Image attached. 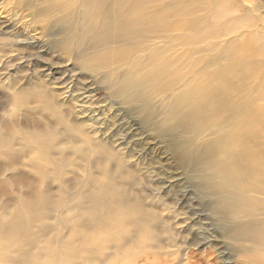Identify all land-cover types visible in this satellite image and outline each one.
<instances>
[{
	"label": "bare ground",
	"instance_id": "6f19581e",
	"mask_svg": "<svg viewBox=\"0 0 264 264\" xmlns=\"http://www.w3.org/2000/svg\"><path fill=\"white\" fill-rule=\"evenodd\" d=\"M67 3L57 46L79 65L84 81L76 90L68 77L51 74L49 86L56 91L33 87L17 94L23 103L35 97L37 107L55 120L42 131L21 132L40 179L29 183L12 209L0 212V264H117L135 258L143 263L154 258L157 264H264L263 6L247 4L250 0ZM45 46L23 40L39 56ZM98 75L109 103L94 98L99 85L92 77ZM178 85L191 98L193 123L187 128L211 120L215 134L173 150L177 125L165 118L169 128L161 126L163 134L154 137L167 139L165 162L142 170L162 193L151 196L135 187L136 174L123 155L140 164L159 149L135 145L138 131L155 133L160 123L152 115L143 122L130 117L125 108L141 111L150 89L173 93ZM176 118L174 110L171 119ZM60 138L90 144L84 157L100 175L90 162L83 175L75 169L70 178L60 174L69 161ZM11 144L0 139V148ZM111 164L116 167L108 168ZM51 168L58 172L53 179ZM176 186L181 189L174 193Z\"/></svg>",
	"mask_w": 264,
	"mask_h": 264
},
{
	"label": "rangeland",
	"instance_id": "374dc122",
	"mask_svg": "<svg viewBox=\"0 0 264 264\" xmlns=\"http://www.w3.org/2000/svg\"><path fill=\"white\" fill-rule=\"evenodd\" d=\"M68 0H0V139L12 140L11 147L3 146L0 148V212L4 213V206L7 210L12 209L16 204L17 197L23 196L30 182H39V175L33 170L31 160L32 154L27 153L25 150V141L22 140L21 132L23 130H37L42 131L46 129L51 122L50 115L42 108L37 107L38 101L35 97L27 99L28 101L20 102L17 99V94L21 90H28L33 87H39L49 91H56L54 86L50 84L51 74L53 77H68L72 81L76 90L80 87V82L84 81L83 72L79 69V65L74 60L59 50L57 42L60 41V36L56 31H62L66 25V16H68ZM259 3L263 6L262 12L264 13V0H250V3ZM45 20V21H43ZM61 21V22H59ZM16 24L17 28L12 25ZM9 28V29H8ZM7 40H4V39ZM41 40L46 44L47 52L39 56L37 48L23 47L24 39ZM33 45V44H32ZM25 46V45H24ZM36 52V53H35ZM38 52V53H37ZM264 52V50H263ZM70 60V61H69ZM43 65V66H42ZM52 70V72H51ZM51 72V73H50ZM48 74H50L48 76ZM80 74V75H79ZM98 81V90L93 92L94 98L97 102L109 103L110 96L109 90L106 88L104 82L99 81L100 75L92 77ZM51 80V81H50ZM88 80H91L88 78ZM44 83V85H43ZM50 88H49V87ZM100 87V89H99ZM151 88H154L151 86ZM151 95L150 101L143 104L142 110H133L131 106L125 108L127 115L134 118H139L142 122L148 115L154 118L151 120H158L159 125L153 126L156 130L155 133L146 134L145 132L138 131L139 137L136 141V148L152 147L154 144L159 145V149H152L140 164L130 159L127 156L123 157L128 162L126 167L135 172V187L142 189L144 192L151 196H162L161 191L154 189L150 185L149 178L145 176L142 170L148 166L149 163L155 161H163L165 148L162 144H168L164 141L166 138H154L158 135L160 127L163 126L167 129L170 126L177 125V128L172 133L174 141L177 146L184 144H201L204 139L212 138L215 134V126L206 122L204 125L189 129L193 118L188 114V103L191 98L181 95L183 92L178 85L173 93L169 92H156L149 90ZM185 98V100L182 99ZM178 104L177 108H173L172 102ZM176 110L177 118L172 120V113ZM210 112L208 114H211ZM186 115V118H184ZM71 115H67L69 118ZM71 118V117H70ZM169 120V125L163 122L164 119ZM184 118L181 125L177 124V120ZM72 117L71 120H74ZM162 119V121H161ZM203 131V134H199ZM161 132V131H160ZM148 133V132H147ZM142 134V136L140 135ZM163 134V132H161ZM100 137V136H98ZM162 140L164 142H162ZM167 140V139H166ZM67 139L60 138L59 145H62L66 154L69 156L67 166L60 174H66L68 178L72 177L71 170L75 169L77 174H85V169L90 168L89 162L93 166V171L100 175V170L94 164L84 157L85 153H91L90 144H66ZM173 142V141H172ZM58 145V144H57ZM111 148V144H105ZM134 145V144H133ZM9 153H16L17 157L10 160ZM60 157L61 155L56 154ZM178 157V156H177ZM140 161V160H139ZM104 163L108 162L103 160ZM176 162V161H175ZM81 168L77 170V168ZM115 168V164H111L108 168ZM167 167L173 168L168 165ZM174 169V168H173ZM52 179L56 176L57 171L52 169ZM59 175V174H58ZM155 184L156 180L149 176ZM150 180V181H151ZM181 189L180 186L174 188V193ZM56 191V188L54 189ZM191 212V211H189ZM176 243L177 242L176 240ZM171 249V245H168ZM140 259L123 260L117 264H157L154 263V258H149L147 262H141Z\"/></svg>",
	"mask_w": 264,
	"mask_h": 264
}]
</instances>
